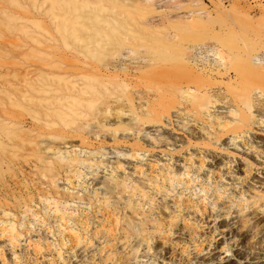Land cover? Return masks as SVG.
<instances>
[{
    "label": "rangeland",
    "instance_id": "rangeland-1",
    "mask_svg": "<svg viewBox=\"0 0 264 264\" xmlns=\"http://www.w3.org/2000/svg\"><path fill=\"white\" fill-rule=\"evenodd\" d=\"M127 2L151 7L147 17L162 36L171 34L178 16L189 18L198 8L218 35L225 33L226 24L242 32L245 23L264 14V0ZM29 12L28 0H0V60L15 43L25 42L21 27ZM248 34L255 37L253 30ZM124 53L132 55L127 49ZM197 54L194 61L199 63L216 60L211 52ZM140 60L123 55L116 63L135 66ZM223 77L219 80L227 82ZM133 78L125 97L132 98L135 110L157 109V95ZM254 99L253 123L230 145L229 133L216 142L203 122H191V131L185 132L175 112L172 120L161 123L131 122L129 100L111 96L113 112L118 104L127 105L123 116H109L100 135L91 132L85 139L70 136L59 142L63 150H83L81 156L97 164L78 171L58 168L51 182L17 163V177L0 184V264H133L134 249L144 260L141 264H264V95L257 90ZM226 100L217 101L212 112L225 111L218 106H227ZM174 137L177 143L166 147ZM165 164L179 173L178 182L167 179ZM112 176L127 179V187H119L115 197L99 189ZM161 191L169 192L170 201L181 195L190 206L173 214L160 212ZM11 223L21 232L18 240H9ZM141 223L148 226L143 234L129 228ZM157 223L159 229L153 227Z\"/></svg>",
    "mask_w": 264,
    "mask_h": 264
},
{
    "label": "bare ground",
    "instance_id": "bare-ground-1",
    "mask_svg": "<svg viewBox=\"0 0 264 264\" xmlns=\"http://www.w3.org/2000/svg\"><path fill=\"white\" fill-rule=\"evenodd\" d=\"M28 3L30 12L21 27L25 42L15 43L10 54H2L6 59L0 60V184L8 176L17 177V163L27 165L30 175L45 176L51 182L58 168L78 171L97 164L82 157L83 150H63L59 142L70 136L85 139L91 132L100 135L107 130L104 126L109 116L126 112L127 105L121 104L113 112L109 101L113 95L129 100L131 122L161 123L165 118L172 120L175 112L180 119L178 126L185 132L191 131V122H203L206 133L216 135V142L229 133L230 145L253 123L254 92L259 90L264 95V14L251 24L245 23L242 32L234 24H226L225 33L218 35L198 8L191 10L189 18L178 16L171 34L162 36L147 17L153 9L130 5L127 0ZM13 17L9 16L12 24ZM251 30L255 37L248 34ZM126 49L132 55L124 53ZM196 52H211L216 60L204 58L199 63L194 61ZM123 55L144 60L135 66L118 67L116 60ZM223 75L229 78L227 82L219 80ZM134 76L157 95V109L138 113L132 98L125 97ZM222 89L224 92L217 91ZM224 98L228 105L218 109L226 110L212 112V106ZM156 130L160 134L159 127ZM174 138L166 147L177 143ZM172 167L166 174L173 184L178 182L179 173ZM119 187H127V179L112 176L109 184L99 189L115 197ZM161 192L163 197L157 203L160 212L173 214L190 206L181 195L170 201L169 192ZM158 225L153 227L159 229ZM129 228L138 234L148 230L145 223L130 224ZM187 228L185 225L181 232ZM8 230L9 240L19 239L21 232L14 223ZM213 254L215 251L209 253ZM140 256L134 249L130 257L133 264L144 261Z\"/></svg>",
    "mask_w": 264,
    "mask_h": 264
}]
</instances>
